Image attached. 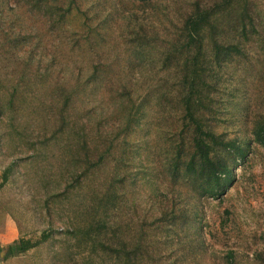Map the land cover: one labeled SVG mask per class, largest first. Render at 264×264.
<instances>
[{
    "label": "rangeland",
    "instance_id": "374dc122",
    "mask_svg": "<svg viewBox=\"0 0 264 264\" xmlns=\"http://www.w3.org/2000/svg\"><path fill=\"white\" fill-rule=\"evenodd\" d=\"M71 2L0 0V264H264V0ZM197 5L213 14L199 116L247 152L219 197L175 167ZM215 41L240 53L210 63Z\"/></svg>",
    "mask_w": 264,
    "mask_h": 264
},
{
    "label": "trees",
    "instance_id": "16d2710c",
    "mask_svg": "<svg viewBox=\"0 0 264 264\" xmlns=\"http://www.w3.org/2000/svg\"><path fill=\"white\" fill-rule=\"evenodd\" d=\"M72 3L76 4V0H73L71 5ZM71 5L67 8L68 12H71ZM212 16L211 10L201 9L197 5L194 12L186 19L183 28L186 43L181 47L185 51L187 50L189 54L193 49L195 51L192 57L188 58L185 62L184 80L182 81V91L185 94L181 99L186 130L192 133L189 141L192 154L183 162L179 156L175 167L176 172L182 170L186 178L199 183L208 196L219 197L225 193L226 187L231 183L233 178L228 161L231 159L244 160L247 152L237 140H227L217 135L214 131L208 130L198 113L201 110L203 98L207 91L205 89L207 83L204 73H206L207 66H209L205 64L207 57L204 51L203 31L211 24L210 19ZM242 21H244V16L242 17ZM244 27L247 28V25H244ZM232 51L240 53V50L236 46H224L215 41L214 53L212 57H209V61L210 63L214 61L218 62L222 58L232 55ZM252 137L256 143L264 148V117L255 123L252 129ZM10 171L11 166L4 172V183L8 181ZM183 172H180L179 175H183ZM48 237V235L44 234L42 240L33 243L25 239L15 241L12 245L8 246L6 257H14L27 252ZM226 258L228 259V264H236L234 252H229Z\"/></svg>",
    "mask_w": 264,
    "mask_h": 264
},
{
    "label": "crops",
    "instance_id": "0c3cea01",
    "mask_svg": "<svg viewBox=\"0 0 264 264\" xmlns=\"http://www.w3.org/2000/svg\"><path fill=\"white\" fill-rule=\"evenodd\" d=\"M2 244H4V242H2Z\"/></svg>",
    "mask_w": 264,
    "mask_h": 264
}]
</instances>
